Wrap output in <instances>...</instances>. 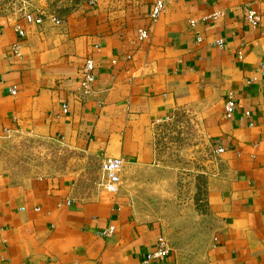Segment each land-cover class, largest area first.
Listing matches in <instances>:
<instances>
[{"label": "crops", "instance_id": "crops-1", "mask_svg": "<svg viewBox=\"0 0 264 264\" xmlns=\"http://www.w3.org/2000/svg\"><path fill=\"white\" fill-rule=\"evenodd\" d=\"M152 1L0 0V137L122 159L115 194L103 180L84 195L76 182L0 175V264H145L163 236L177 243L150 264H264V0H165L149 24ZM86 60L93 81L78 99ZM177 111L205 139L200 200L199 153L179 194L184 169L155 144Z\"/></svg>", "mask_w": 264, "mask_h": 264}, {"label": "rangeland", "instance_id": "rangeland-1", "mask_svg": "<svg viewBox=\"0 0 264 264\" xmlns=\"http://www.w3.org/2000/svg\"><path fill=\"white\" fill-rule=\"evenodd\" d=\"M155 144L162 154L177 155L179 171L178 192H187L190 154L196 155L192 168L195 177L197 200L201 199L203 175L200 174V154L205 147L201 127L186 112L177 111L160 122L155 132ZM177 151V152H175ZM199 158V159H198ZM185 174V175H184ZM195 174V172L189 173ZM0 175L9 177L15 184L31 181H48L50 184L76 182L82 194L95 193L103 180L100 163L83 150L60 139L37 137L30 134L10 133L0 137ZM202 204L198 203L197 206ZM168 248L177 243L168 236L162 237ZM170 240V241H169ZM181 253V258L183 257Z\"/></svg>", "mask_w": 264, "mask_h": 264}, {"label": "built area", "instance_id": "built-area-1", "mask_svg": "<svg viewBox=\"0 0 264 264\" xmlns=\"http://www.w3.org/2000/svg\"><path fill=\"white\" fill-rule=\"evenodd\" d=\"M94 0H88V4L92 5ZM165 11V0H153L151 3L150 10L148 12L147 20L149 24H152L163 12ZM54 23H58L56 19H52ZM27 23L39 24L41 18L35 17L30 18L29 16L25 17ZM244 22L247 24L255 25L258 22V16L252 10H246L244 14ZM20 34V32H19ZM21 35V34H20ZM147 35V31H139V38L144 39ZM94 67L90 60H86L83 66L79 69L78 72V94L77 98L81 99L90 93V86L93 81V71ZM9 95L15 93L14 88L12 87L8 90ZM234 104L231 100H227L223 104V114L228 115L232 112ZM62 113H66L65 104L61 105ZM217 153L221 152V148H216ZM122 168V159L121 158H104L100 162V169L103 175L102 189L108 194H115L119 186V174ZM169 248L162 237H160L155 246L145 255L144 263L150 264L154 260H161L164 256L167 255Z\"/></svg>", "mask_w": 264, "mask_h": 264}]
</instances>
